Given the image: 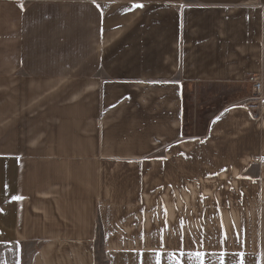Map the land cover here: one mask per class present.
<instances>
[{
    "label": "crops",
    "instance_id": "crops-1",
    "mask_svg": "<svg viewBox=\"0 0 264 264\" xmlns=\"http://www.w3.org/2000/svg\"><path fill=\"white\" fill-rule=\"evenodd\" d=\"M22 1L72 47L51 146L0 152V264H264V100L184 136L189 92L264 91V0Z\"/></svg>",
    "mask_w": 264,
    "mask_h": 264
},
{
    "label": "rangeland",
    "instance_id": "rangeland-1",
    "mask_svg": "<svg viewBox=\"0 0 264 264\" xmlns=\"http://www.w3.org/2000/svg\"><path fill=\"white\" fill-rule=\"evenodd\" d=\"M37 5L22 0L0 1V152L18 151L20 138L25 141V134L35 128L48 134L35 145L28 143V147L51 146L55 68L65 65L58 50H68L71 45L62 42V19L55 16V11L45 12ZM81 22L77 25L82 31ZM248 85L230 93L206 87L189 92L184 136L203 135L209 121L234 102L246 101L252 116L259 119L264 91L256 95L249 79ZM214 95L216 99L211 100ZM85 96V92H77V105L83 104ZM98 257L104 260L100 253Z\"/></svg>",
    "mask_w": 264,
    "mask_h": 264
},
{
    "label": "built area",
    "instance_id": "built-area-1",
    "mask_svg": "<svg viewBox=\"0 0 264 264\" xmlns=\"http://www.w3.org/2000/svg\"><path fill=\"white\" fill-rule=\"evenodd\" d=\"M250 84L252 85V91L256 95H260L263 91V82L260 77L253 76L249 78Z\"/></svg>",
    "mask_w": 264,
    "mask_h": 264
},
{
    "label": "snow or ice",
    "instance_id": "snow-or-ice-1",
    "mask_svg": "<svg viewBox=\"0 0 264 264\" xmlns=\"http://www.w3.org/2000/svg\"><path fill=\"white\" fill-rule=\"evenodd\" d=\"M132 7H133V8H143V5H142V4H135V5H133ZM249 179H250V177H249ZM241 195H242V194H241ZM17 199H19V198H17ZM165 214H166V209H165ZM196 255H197L198 258H200V260H201V264H203V256H202V254L199 253V252H197Z\"/></svg>",
    "mask_w": 264,
    "mask_h": 264
}]
</instances>
